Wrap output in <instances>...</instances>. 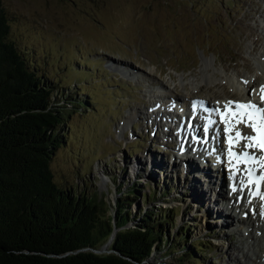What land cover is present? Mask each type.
I'll use <instances>...</instances> for the list:
<instances>
[{
    "label": "rangeland",
    "instance_id": "374dc122",
    "mask_svg": "<svg viewBox=\"0 0 264 264\" xmlns=\"http://www.w3.org/2000/svg\"><path fill=\"white\" fill-rule=\"evenodd\" d=\"M2 5L10 38L29 61L55 81L58 93L84 101L68 115L66 143L51 158L55 179L95 193L108 215L115 212L120 185L126 189L138 181L141 193L154 187L158 193L171 184L165 199L138 197V204L175 211L168 231L177 235L186 223L190 237L184 242H203L204 249L185 255L181 264H256L252 241L239 234L246 230L241 213L222 203L228 197L218 184L221 174L195 162L196 172L183 173L173 160L175 141L164 135L169 122L163 110H173L167 105L171 95L189 105L202 96L210 105L230 89V78L263 80L258 58L264 57V0H2ZM157 102L162 105L154 106ZM158 110L163 112L155 117ZM138 204H131L134 211ZM149 262L176 259L161 249Z\"/></svg>",
    "mask_w": 264,
    "mask_h": 264
},
{
    "label": "trees",
    "instance_id": "16d2710c",
    "mask_svg": "<svg viewBox=\"0 0 264 264\" xmlns=\"http://www.w3.org/2000/svg\"><path fill=\"white\" fill-rule=\"evenodd\" d=\"M9 32L0 0V264H151L161 249L181 264L201 252L203 242H184L186 223L177 235L168 231L175 211L138 204V197L165 199L171 184L158 193H141L138 181L120 185L108 215L95 193L55 179L51 158L66 143L68 115L84 101L58 93Z\"/></svg>",
    "mask_w": 264,
    "mask_h": 264
},
{
    "label": "bare ground",
    "instance_id": "6f19581e",
    "mask_svg": "<svg viewBox=\"0 0 264 264\" xmlns=\"http://www.w3.org/2000/svg\"><path fill=\"white\" fill-rule=\"evenodd\" d=\"M255 41L257 42L259 40ZM258 61L263 71V80L261 82H259L258 78L256 79L252 77L242 76L239 79V82L230 78V81L232 82L230 84L228 83L230 89L226 88V92L224 91L225 95L222 93L223 96L216 95L214 99H212L210 105L207 104L204 99L199 100V98H204L202 96H198V100H192L191 104L196 101L202 102L197 103V105L206 103L209 106L204 117L209 125V132L206 140L201 139L202 136L205 135L204 127L196 123V117L191 119L190 117L188 118V115H185L184 119L191 122L189 127L186 126V121L185 124L182 123V119L178 112L176 113L173 110L163 111L167 115L166 121L169 122L166 127L167 131L164 135L166 137L169 136L171 141H175L173 146V148H175V151H173V160L175 161V159H177V161L183 165V167H181L183 173L190 174V171L194 172L195 169L191 168V162H195L202 170L208 167L211 168L214 174H221V177L218 179V184L220 183V186L223 188L224 197H228V200H223L222 203H225L229 210L235 211L236 209L237 213H241L239 220L243 219L241 226H244L246 230L239 234L241 236H243V234L247 235L252 241V249L250 250L255 259L254 262L256 264H264V188L261 195L249 199L247 198L248 191L246 190L248 171L255 170L261 173L264 180V157L258 149L256 138L251 140L243 138L246 136L253 137L255 126H257L259 122H262V120L261 118L258 121L255 120L252 113L249 112V109L246 112H242L235 104H227L228 101H236L237 99L244 103L251 101L252 103L257 104L258 107L256 112L260 113L258 108L264 106V103H261L262 96H264V92H261V87L264 86V57H259ZM245 66V68L249 69V72L252 71L246 62ZM245 81H247V83H245ZM177 96L178 95H174L172 98L171 95L169 99L170 101H167L169 103L167 105H170L172 109H174L177 104L188 103L187 100L182 102L181 100L176 99ZM161 105L162 103L157 102L154 106L157 107ZM212 109H218V111H212ZM179 110L181 111V109ZM192 111H194L193 107L189 108L187 112L191 114ZM162 112H159V110L156 112L153 111V113H156L155 117ZM260 114L261 117L264 116V114ZM210 119L215 121V123L209 124ZM246 125L249 126L246 127ZM158 127L162 129L165 127V124H160ZM217 130H219V135H217ZM238 132L240 133V136H237ZM191 134L196 136V138L192 137ZM191 140L192 142L196 141L198 145L192 146L190 143ZM245 145H247V147H244ZM254 145L256 146L255 148L253 147ZM210 148L213 150L215 148L220 152L221 156L225 157L227 167L224 166V175L226 174L231 177V183L229 185H227V182L224 180L222 171L214 169L208 162H206V160H204V158L201 157L200 151H209ZM242 149L248 150V158L238 157V154ZM213 164L217 168V162H214ZM212 171L210 174H213ZM201 174L202 172L200 175ZM239 181H243V183L241 184ZM222 183H224V185ZM214 184H217L216 176L214 178ZM226 189L229 190L230 195L225 194ZM234 189L236 190L234 191ZM218 190L219 188H217V191ZM239 224L240 223H238V225ZM251 229L255 231L254 234L251 232ZM256 247H259V249ZM233 262H237V260L233 259Z\"/></svg>",
    "mask_w": 264,
    "mask_h": 264
},
{
    "label": "snow or ice",
    "instance_id": "6c2138e0",
    "mask_svg": "<svg viewBox=\"0 0 264 264\" xmlns=\"http://www.w3.org/2000/svg\"><path fill=\"white\" fill-rule=\"evenodd\" d=\"M245 83H247V81H245ZM261 92H264V86L261 87ZM196 103H202V102H196ZM261 103H264V96H262V100H261ZM227 104H236L238 107L240 108H244V109H257V104H254L252 103L251 101H248L247 103H240V102H237V101H228ZM193 108L195 110V103L193 105ZM212 111H218V109H212ZM258 111L262 114H264V106L262 107H259L258 108ZM261 120L264 121V116L261 117ZM209 123H215V121H210ZM249 125H246V127H248ZM226 131V130H225ZM208 132H209V125L206 124L204 126V134H205V137H207L208 135ZM217 135H219V130H217ZM237 136H240V133L238 132L237 133ZM243 138H246L248 140H251V139H254V137L252 136H246V137H243ZM244 147H247V145H245ZM254 148L256 147L255 145L253 146ZM260 148L261 149H264V142H262L260 144ZM239 183H243V181H239ZM236 189H234L235 191Z\"/></svg>",
    "mask_w": 264,
    "mask_h": 264
},
{
    "label": "water",
    "instance_id": "95a60500",
    "mask_svg": "<svg viewBox=\"0 0 264 264\" xmlns=\"http://www.w3.org/2000/svg\"><path fill=\"white\" fill-rule=\"evenodd\" d=\"M105 246H106V245H104V247H102V248H100V249H97V251H103V250H105V249H106Z\"/></svg>",
    "mask_w": 264,
    "mask_h": 264
}]
</instances>
